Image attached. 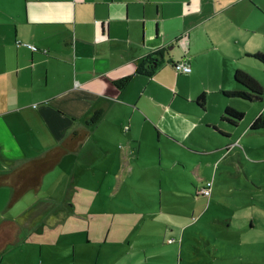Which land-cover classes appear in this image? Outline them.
I'll list each match as a JSON object with an SVG mask.
<instances>
[{
	"label": "crops",
	"instance_id": "1",
	"mask_svg": "<svg viewBox=\"0 0 264 264\" xmlns=\"http://www.w3.org/2000/svg\"><path fill=\"white\" fill-rule=\"evenodd\" d=\"M254 53L264 54V0H0V264L80 256L71 243L80 238L49 233L69 215L56 217L54 194H71L75 210L74 193L92 192L77 178L161 193L146 172L157 180L166 163L212 181L211 154L215 167L243 138L264 137L249 129L264 114V63ZM184 59L191 71L176 72ZM237 69L261 83L259 101L224 95L248 91ZM228 105L248 118L230 125ZM143 199L118 207L122 219L143 221Z\"/></svg>",
	"mask_w": 264,
	"mask_h": 264
},
{
	"label": "rangeland",
	"instance_id": "2",
	"mask_svg": "<svg viewBox=\"0 0 264 264\" xmlns=\"http://www.w3.org/2000/svg\"><path fill=\"white\" fill-rule=\"evenodd\" d=\"M244 115L241 123L249 112ZM241 143L244 148L226 152V159L218 160L215 167L218 153L208 157L213 166L205 169H211L212 181L215 173L209 196L200 195L203 184L189 164L181 170L161 163L157 180L147 170V181L160 186L161 193L114 190L110 176L77 178L76 185L91 184L92 192L74 193L75 210L67 200L71 194H54L62 208L49 209L51 217L54 211L56 217L69 212L49 233L81 239L71 242H76L80 256L67 257L64 264H264V137H245ZM172 175L181 177L192 191L176 187ZM142 199L144 220L122 219L118 207L129 202L142 205ZM37 211L41 210H35L33 224L38 228ZM112 214L117 218L112 219ZM25 248L39 247L27 243ZM93 251L99 254L95 263ZM37 261L35 256L34 264H40Z\"/></svg>",
	"mask_w": 264,
	"mask_h": 264
},
{
	"label": "trees",
	"instance_id": "3",
	"mask_svg": "<svg viewBox=\"0 0 264 264\" xmlns=\"http://www.w3.org/2000/svg\"><path fill=\"white\" fill-rule=\"evenodd\" d=\"M253 56L264 63V54L263 53H254ZM234 81L236 83L241 84L243 87L248 89V91H223L225 96H235L245 99L249 102H256L261 99V95L263 93V87L259 81H257L253 76L249 73L237 69L234 72ZM199 104L204 103V96L201 95L197 98ZM244 116V113L240 110L235 109L231 106H226L223 111L222 119H224L227 123L234 126L240 121ZM251 132L259 133L264 131V114L257 115L250 124L249 127ZM201 195V194H200Z\"/></svg>",
	"mask_w": 264,
	"mask_h": 264
},
{
	"label": "built area",
	"instance_id": "4",
	"mask_svg": "<svg viewBox=\"0 0 264 264\" xmlns=\"http://www.w3.org/2000/svg\"><path fill=\"white\" fill-rule=\"evenodd\" d=\"M23 45H25L26 47H28L29 49L33 51L38 50V48L32 43L23 42ZM173 67L176 70V72L188 73L191 71L190 63L186 59L173 63ZM211 186H212V181H207L205 185L201 188L199 193L203 196H209L211 193Z\"/></svg>",
	"mask_w": 264,
	"mask_h": 264
}]
</instances>
